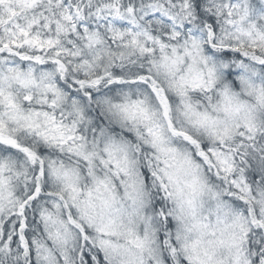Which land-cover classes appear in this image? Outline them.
I'll use <instances>...</instances> for the list:
<instances>
[{"label":"snow or ice","instance_id":"obj_1","mask_svg":"<svg viewBox=\"0 0 264 264\" xmlns=\"http://www.w3.org/2000/svg\"><path fill=\"white\" fill-rule=\"evenodd\" d=\"M0 264H264V0H0Z\"/></svg>","mask_w":264,"mask_h":264}]
</instances>
